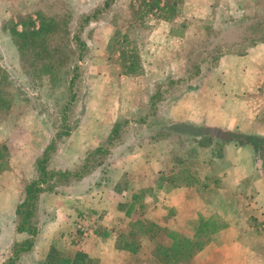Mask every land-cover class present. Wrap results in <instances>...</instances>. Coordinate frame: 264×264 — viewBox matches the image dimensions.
Segmentation results:
<instances>
[{
    "label": "rangeland",
    "instance_id": "obj_1",
    "mask_svg": "<svg viewBox=\"0 0 264 264\" xmlns=\"http://www.w3.org/2000/svg\"><path fill=\"white\" fill-rule=\"evenodd\" d=\"M159 9L172 10L174 18L163 20ZM47 22L48 33L37 37ZM22 32L27 34L24 39L18 36ZM263 40L264 0H0V197H23L16 219L0 225L5 233L13 223L17 232H35L12 246L9 257L16 251L19 262L27 252L25 242L33 247L37 224L43 220L39 204L48 194L62 192L79 205H101L113 188L122 192L131 185L129 190L141 194L132 199L135 213L124 228L125 247L137 253L142 247L167 251L175 241L170 229L160 230L162 226L143 219L148 206L141 200L153 194V186L191 185L196 198L202 183L214 180L203 178L205 166L214 168L223 153H235L228 142L248 146L253 151L248 163L262 170L263 137L252 136L254 141L246 143L240 139L244 134L197 130L192 123L174 120L171 106L184 96L204 94L201 77L208 79L207 72L221 69V57L244 56L251 44ZM228 80L233 88L234 79ZM195 104L192 99V110ZM231 104H236L233 98ZM255 122L264 125V108ZM39 167L45 172L40 185ZM129 168L144 175H133L118 186L119 176ZM253 183L256 179L250 183L247 178L234 181L231 188L221 185L223 201L233 204L228 213L236 212L262 233L264 222L257 221V208L249 205ZM211 190L202 196L206 208L197 219L185 221L183 209L165 210L177 227L178 241H203L204 235L197 238L196 233L207 219L228 227L213 212ZM73 191L77 194L68 193ZM90 212L80 208L76 213ZM217 234L207 246L220 244ZM55 241L59 249V239ZM144 255L145 262L158 261L155 252ZM29 261L39 264L26 256L24 263Z\"/></svg>",
    "mask_w": 264,
    "mask_h": 264
},
{
    "label": "crops",
    "instance_id": "obj_2",
    "mask_svg": "<svg viewBox=\"0 0 264 264\" xmlns=\"http://www.w3.org/2000/svg\"><path fill=\"white\" fill-rule=\"evenodd\" d=\"M234 40L238 41V39L232 41ZM246 51L244 56L235 54L221 57L218 65L221 69L207 72L208 79L201 77L203 81L200 83L204 82L205 93L197 96L194 94L195 98L191 95L188 98L184 96L180 101L173 103L171 117L179 122L192 123L197 130L216 129L227 135L244 134L248 137L257 136V139L264 138V125L255 122L259 111L264 108V40L251 44ZM213 78L215 80L211 81ZM229 78L234 79V89ZM233 94H236V99ZM191 98L194 99V103L198 102L194 110L190 108ZM232 98L236 102L235 106L231 104ZM228 144L230 148L235 149V153H228V157L223 153L219 160H214L213 163L217 162L214 168L205 166L203 178L212 177L214 180L211 183L217 185L215 188L213 186L212 190L209 181L202 183L200 195L194 198L191 185L176 187L167 184L162 188L159 185L153 186L152 195H144L141 200L148 206L143 215L144 220L176 231L174 221L167 218L165 210L174 209L180 213L183 209L182 212L187 215L185 221L193 220L197 213H202V209L206 208L201 200L202 196L209 190L215 191L213 212L219 214L228 227L217 234L216 238L221 240L220 244L204 248L193 258L191 264H264V231L261 233L260 230L246 224V219L237 218L236 212L230 214L226 211L233 207V204H225L223 201L225 191L222 188V186L231 188L236 180L243 181L249 178L251 183L252 178L256 179V183H253L254 199L250 200L249 205L257 208L254 210L257 221L264 222V166L261 170V166L248 163L250 153L253 152L248 146L236 142ZM126 172L118 178L117 184L120 187L127 184L129 177L144 175L143 171L137 168H129ZM234 173L237 174V178L231 179ZM93 174H95L93 177L89 175L90 182H93L96 176V173ZM259 175L263 177L260 179ZM137 186L139 188V185ZM128 188L132 189L131 185ZM129 189L121 192L113 188L110 196L104 198L105 202L101 201V205L94 203L79 205L74 198L65 197L62 192L48 194L39 204L43 220L37 224L38 234L34 245L30 251L21 254L19 262L15 264H31L30 261L24 263L26 256L39 264H136L134 258L138 254L139 264H179L164 249L142 247L144 251L137 253L125 247L122 241L124 228L135 213L132 199H138L136 195L141 194ZM245 189L251 190L252 187L245 186ZM68 193L77 194L76 191ZM122 200L126 202L124 206L120 203ZM22 202V196L17 198V201L12 198L4 200L0 197V223L14 221L16 208ZM80 208H89L91 212L78 216L76 212ZM5 215L8 217L7 220ZM235 221L239 224H235ZM27 237L26 232H17L15 223L11 227V232L7 233L4 226L0 225V264H4L9 258L12 246ZM3 239L5 243L1 244ZM56 239H59V249L54 245ZM210 249L212 250L209 251ZM134 252L137 254L134 255ZM152 252L158 254V261L145 262L147 255L144 253Z\"/></svg>",
    "mask_w": 264,
    "mask_h": 264
},
{
    "label": "trees",
    "instance_id": "obj_3",
    "mask_svg": "<svg viewBox=\"0 0 264 264\" xmlns=\"http://www.w3.org/2000/svg\"><path fill=\"white\" fill-rule=\"evenodd\" d=\"M109 3H110L109 1L105 2L106 8L109 6ZM166 10H168V9H159V12H161V14H162L161 18L163 20L173 19L174 18L173 11L172 10L166 11ZM165 14H167V17ZM86 20H88V19H86ZM49 25H50V22L42 23L40 33H36L35 35L37 37H41L42 35L48 33L47 30L49 28ZM18 36L24 39L27 37V34L22 32V33H18ZM49 36H54V34H51ZM19 49L23 50V46H20ZM21 57H22V53H21ZM73 79H74V77H73ZM73 79L71 80V83H70L71 87L73 85ZM117 127H118V125L114 126L112 134L116 131ZM231 139L237 141L239 138H238V136H234V137L231 136ZM240 139L244 140L246 143H250V141H252V140L254 141V139H252L248 136H241ZM254 145H257V144L254 143ZM254 149L257 150L258 147H257V149H256V147ZM39 170L41 171L42 178L37 184L40 185L42 182H45V177H44L45 172H44V169L42 167H39ZM27 200H28V191H27ZM209 221L210 220H208V219L206 221H202V223H201V220L199 221V224L200 223L201 224L198 227V230H197L198 233H196V235H197L196 237L198 238L200 235H204L203 241H200V242L190 241L187 238L183 239L184 242H180L177 240L178 239L177 237H180V236H177V233H175L174 231L167 230V232L169 233L168 235L171 237V239L175 240V241H173V244L171 245V247L167 248V252L173 258V260H176L177 262L182 263V264H188V262H190L196 255H198L211 242L210 238L213 235L219 233L220 231H222L223 229L226 228V225L222 220L221 221L223 224H219L218 222H214L213 224H209L210 223ZM162 228L163 227H161L160 230L164 229V228L163 229ZM204 229H206V233L204 232ZM207 229H209V231H207ZM21 232H26V233H29L30 235H34V233H35L34 230H32V229L22 230ZM24 246L26 247L24 249V251H28L32 247L31 242H25ZM17 255H18V253L15 251L12 254V256L9 257L8 260L6 261V263H4V264H14L17 260V258H16Z\"/></svg>",
    "mask_w": 264,
    "mask_h": 264
}]
</instances>
